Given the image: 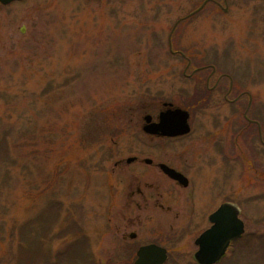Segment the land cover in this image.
<instances>
[{"label":"rangeland","instance_id":"obj_1","mask_svg":"<svg viewBox=\"0 0 264 264\" xmlns=\"http://www.w3.org/2000/svg\"><path fill=\"white\" fill-rule=\"evenodd\" d=\"M225 4L0 6V264H106L105 213L125 196L113 164L139 153L187 173L208 212L239 209L244 234L221 264H264V0ZM164 105L189 114L177 143L141 132Z\"/></svg>","mask_w":264,"mask_h":264},{"label":"flooded vegetation","instance_id":"obj_2","mask_svg":"<svg viewBox=\"0 0 264 264\" xmlns=\"http://www.w3.org/2000/svg\"><path fill=\"white\" fill-rule=\"evenodd\" d=\"M223 4L226 6L225 0ZM201 6L203 3L198 8ZM186 20L188 19H178L176 24ZM170 54L179 55L186 62V68L190 65L184 55L172 52L171 48ZM164 107L158 111L154 120H149L150 124L159 122V114L169 109L165 105ZM146 118H142L141 132L145 137L157 141L155 143H177L184 138L146 134L143 131L147 125ZM251 125L259 131L260 125L257 122L252 121ZM160 147L162 145L152 148L160 152ZM139 154L119 159L113 164L114 170L124 178L125 196L120 203L111 200L105 213V224L111 236L105 244L108 255L106 264H203L196 257L200 250L198 242L203 233L212 226L210 218L219 207L226 204L232 208L231 215L235 211L240 219L239 209L226 201L208 212L209 206L205 205L187 173L178 170L166 156L164 161ZM161 166L181 174L186 179V186L171 179ZM82 237L84 238L83 234ZM241 237L230 241L225 254L215 264H221L224 260L230 261L231 257L226 259L234 243ZM84 240L80 242L85 250H82V254L85 259H90V246ZM77 244L79 243L75 245ZM73 247L70 246L69 249Z\"/></svg>","mask_w":264,"mask_h":264},{"label":"water","instance_id":"obj_3","mask_svg":"<svg viewBox=\"0 0 264 264\" xmlns=\"http://www.w3.org/2000/svg\"><path fill=\"white\" fill-rule=\"evenodd\" d=\"M15 1L23 0H0V4L8 5ZM197 11L195 13H197ZM188 118L189 114L186 111L168 109L160 113L159 122L157 124H150V119L146 118L147 125L144 127L143 131L148 135L168 138L184 136L189 133V126L187 124ZM161 168L171 179L177 180L186 186V180L180 174L165 166H161ZM231 210L232 208L228 205L221 206L217 213L211 218L213 226L204 232L199 240L198 244L200 250L196 257L203 264H214L217 262L226 252L229 242L239 238L243 233V223L237 219V213L235 211L231 215Z\"/></svg>","mask_w":264,"mask_h":264},{"label":"trees","instance_id":"obj_4","mask_svg":"<svg viewBox=\"0 0 264 264\" xmlns=\"http://www.w3.org/2000/svg\"><path fill=\"white\" fill-rule=\"evenodd\" d=\"M51 230V228H48V229H46V231L47 230ZM46 231H45V233H46ZM70 251H71V249H69ZM32 255V254H31ZM30 255V256H31ZM30 256H28V255H25V253L22 255V253H21V259H19V261H18V264H39L41 261H42V258H41V256H40V258H38L37 260H35L34 258H33V255L30 257ZM36 257V256H35ZM74 259H76L75 257H74ZM77 260V259H76Z\"/></svg>","mask_w":264,"mask_h":264}]
</instances>
